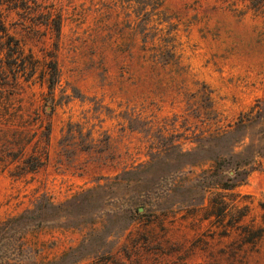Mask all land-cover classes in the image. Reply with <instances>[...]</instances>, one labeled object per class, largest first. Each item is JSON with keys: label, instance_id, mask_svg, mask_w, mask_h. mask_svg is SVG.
<instances>
[{"label": "rangeland", "instance_id": "rangeland-1", "mask_svg": "<svg viewBox=\"0 0 264 264\" xmlns=\"http://www.w3.org/2000/svg\"><path fill=\"white\" fill-rule=\"evenodd\" d=\"M17 1L0 264H264V0Z\"/></svg>", "mask_w": 264, "mask_h": 264}, {"label": "trees", "instance_id": "trees-1", "mask_svg": "<svg viewBox=\"0 0 264 264\" xmlns=\"http://www.w3.org/2000/svg\"><path fill=\"white\" fill-rule=\"evenodd\" d=\"M22 1V0H21ZM2 4H7V5H10L11 7L13 8H18L20 7V3L17 1V0H0V5ZM56 31L58 32V26L56 28ZM10 40V39H9ZM14 44V48H15V52L17 54H14V52H10V54L12 56H15V55H18L20 52V47H19V42L18 41H14L13 42ZM17 49V50H16ZM3 62H1L0 64V71L4 72L5 70V66L4 64H2ZM21 63V62H20ZM6 67L8 68L10 74L12 77L14 78H17V76L19 75L18 73L21 71H25V69L28 70V73H29V77L32 75V73L34 72L36 66L34 63H31L28 67H24V64H18L16 66V63L15 61L13 62H6ZM19 66V67H18ZM11 86H14V85H11ZM264 111V103L263 102H260L258 105H257V110L255 111V117L254 118H250L249 115H242L241 117H239L238 121L236 122L237 126H245L247 125L248 123H250L251 121H254V120H264V117L262 116V112ZM264 155V152L261 153V154H257L256 156H259V157H262ZM254 161V160H253ZM253 167V168H252ZM251 169H255L254 166H251Z\"/></svg>", "mask_w": 264, "mask_h": 264}]
</instances>
